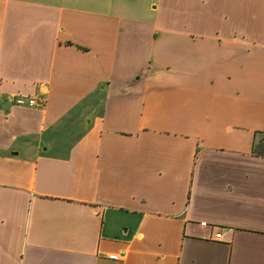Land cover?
Instances as JSON below:
<instances>
[{"label": "crops", "instance_id": "0c3cea01", "mask_svg": "<svg viewBox=\"0 0 264 264\" xmlns=\"http://www.w3.org/2000/svg\"><path fill=\"white\" fill-rule=\"evenodd\" d=\"M262 137L264 0H0V264H264Z\"/></svg>", "mask_w": 264, "mask_h": 264}, {"label": "built area", "instance_id": "2783aa9c", "mask_svg": "<svg viewBox=\"0 0 264 264\" xmlns=\"http://www.w3.org/2000/svg\"><path fill=\"white\" fill-rule=\"evenodd\" d=\"M8 101L14 105V106H18V107H35V106H39V104L36 102V100L34 98L31 97H25V96H20V95H11L8 97ZM200 227L204 228L206 227V224L204 222L199 224ZM223 238V231L222 230H218L214 233L213 235V240L221 242ZM108 260L111 261H119L121 259L120 256L113 254V255H109Z\"/></svg>", "mask_w": 264, "mask_h": 264}, {"label": "trees", "instance_id": "16d2710c", "mask_svg": "<svg viewBox=\"0 0 264 264\" xmlns=\"http://www.w3.org/2000/svg\"><path fill=\"white\" fill-rule=\"evenodd\" d=\"M253 153L256 156L264 157V137L260 138L258 142H254Z\"/></svg>", "mask_w": 264, "mask_h": 264}]
</instances>
